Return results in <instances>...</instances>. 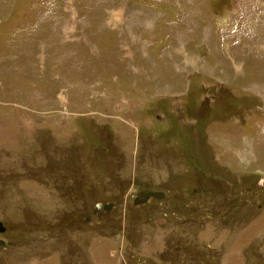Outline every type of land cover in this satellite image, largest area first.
Instances as JSON below:
<instances>
[{"label": "rangeland", "instance_id": "374dc122", "mask_svg": "<svg viewBox=\"0 0 264 264\" xmlns=\"http://www.w3.org/2000/svg\"><path fill=\"white\" fill-rule=\"evenodd\" d=\"M0 222V264H264V0H0Z\"/></svg>", "mask_w": 264, "mask_h": 264}, {"label": "water", "instance_id": "95a60500", "mask_svg": "<svg viewBox=\"0 0 264 264\" xmlns=\"http://www.w3.org/2000/svg\"><path fill=\"white\" fill-rule=\"evenodd\" d=\"M157 198V199H161L162 197H164V193L161 191H154V190H143L140 191L133 199V204L135 205H139L142 204L144 202H146L148 199L150 198ZM112 206V204H105L103 206L104 209L108 210L110 209V207ZM101 207V204L98 203L96 205V208ZM5 227L2 225V223L0 222V231H4ZM4 244L3 241H0V247Z\"/></svg>", "mask_w": 264, "mask_h": 264}, {"label": "flooded vegetation", "instance_id": "af4514ba", "mask_svg": "<svg viewBox=\"0 0 264 264\" xmlns=\"http://www.w3.org/2000/svg\"><path fill=\"white\" fill-rule=\"evenodd\" d=\"M165 197V196H164ZM157 199V198H156ZM110 204H112V203H110ZM105 205V204H104ZM103 205V206H104ZM104 209V208H103ZM104 210H106V209H104ZM101 211V209L99 208V209H95V212H100ZM3 225V224H2ZM4 226V225H3ZM3 231H0V233H2ZM0 241H3L4 242V240H2V239H0ZM3 247H5V242H4V244L0 247V250L3 248Z\"/></svg>", "mask_w": 264, "mask_h": 264}]
</instances>
